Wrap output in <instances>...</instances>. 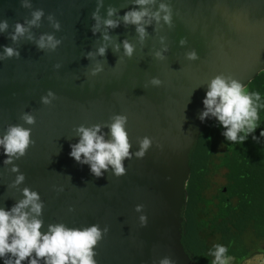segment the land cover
<instances>
[{
  "label": "water",
  "instance_id": "95a60500",
  "mask_svg": "<svg viewBox=\"0 0 264 264\" xmlns=\"http://www.w3.org/2000/svg\"><path fill=\"white\" fill-rule=\"evenodd\" d=\"M162 3L170 23L151 20L141 39L123 22L140 10L136 0H0V22H7L0 32V138L13 126L30 129L28 147L11 163L0 147V208L10 210L27 189L42 204V234L50 225L97 226L95 264H195L181 242L182 224L189 155L212 118L200 119L208 85L222 76L246 88L264 71V0H155L146 7L154 13ZM38 10L43 15L30 24ZM107 19L117 26L105 27ZM17 24L26 31L13 40ZM47 36L59 41L55 49L38 47ZM5 48L18 56H5ZM116 116L126 118L129 156L123 174L109 165L97 177L70 156L77 129L99 126L98 135L111 141ZM145 138L149 147L137 157ZM8 259L15 257L6 254L0 264Z\"/></svg>",
  "mask_w": 264,
  "mask_h": 264
},
{
  "label": "clouds",
  "instance_id": "9594fccd",
  "mask_svg": "<svg viewBox=\"0 0 264 264\" xmlns=\"http://www.w3.org/2000/svg\"><path fill=\"white\" fill-rule=\"evenodd\" d=\"M155 3V0H136V4L140 6V10H133L126 13L123 17L125 24L136 26V31L140 38L145 36L144 24L150 23L151 20L163 19L165 23H170V9L166 4H160L157 12L151 13L146 7ZM25 7L29 5L25 4ZM114 9L109 8L108 16L114 14ZM160 13H164L161 17ZM43 15V12L38 10L33 13V19L30 24L35 25ZM146 17L150 19H145ZM93 18L99 22V17L93 13ZM107 28H114L117 22L111 19L104 21ZM59 28V24L53 25ZM7 28V22H0V32ZM26 29L17 24L15 35L12 36L16 40L18 36L24 34ZM95 31V30H94ZM107 35L104 40H108ZM59 41L53 39L52 36L41 37L38 42V47L41 49L47 47L55 49ZM184 41H181L183 44ZM125 55L131 56L133 47L125 41L123 43ZM5 56L12 57L17 55L11 48L4 49ZM105 47L98 49V55H104ZM91 56V53H89ZM159 57L160 54L157 53ZM189 59H196V54L189 53ZM2 59V57H0ZM99 71V68H97ZM153 84H159L158 80H153ZM52 93H48L51 97ZM260 100L259 92L249 94L239 82L229 80L222 76L214 78L208 85L205 99L203 100L204 111L200 115L201 121L211 116L214 117L219 124L225 129L223 135L232 142L242 143L258 126V121L261 119L258 115V105L255 101ZM42 103L48 104L50 100L42 98ZM25 123L31 125L34 123V118L31 115L25 114L22 117ZM126 118L116 116L113 118V123L110 125L111 141H105L102 135H98L99 126L86 129L80 127L77 129L80 135V140L72 146L70 156L82 163H87L90 166L91 172L99 177L102 169H107L110 165L114 169L116 175H121L124 172L122 161L129 156V143L127 134L124 130ZM264 136V131L261 132ZM30 129H25L20 126L10 127L3 138H0V147H3L5 155L9 159L5 160L6 164L11 163L12 156H22L30 143ZM150 141L145 138L141 142V149L136 153L137 157H142L144 151L149 147ZM83 156V161H81ZM17 171L16 168L12 169ZM23 175L17 177L16 183L22 182ZM24 199L19 201L10 210L0 208V259L6 254H11L15 257L14 260L8 259L4 264H22L26 258L29 264H39V258H44V264H95L93 260L94 245L101 238V231L97 226H92L84 230L67 229L64 225L49 226L46 233L40 232L42 221L37 219L41 213L42 204L39 203L38 194L25 189L23 192ZM30 211H25L29 209ZM139 207L137 211H139ZM145 217H141L143 222ZM227 247L216 245L213 253L215 260L213 264H228V259L225 253ZM35 253V257L32 254ZM161 264H171L167 258L161 261Z\"/></svg>",
  "mask_w": 264,
  "mask_h": 264
},
{
  "label": "trees",
  "instance_id": "16d2710c",
  "mask_svg": "<svg viewBox=\"0 0 264 264\" xmlns=\"http://www.w3.org/2000/svg\"><path fill=\"white\" fill-rule=\"evenodd\" d=\"M245 89L260 93L259 126L237 143L212 117L189 155L181 242L195 264H213L218 244L228 264L264 255V71Z\"/></svg>",
  "mask_w": 264,
  "mask_h": 264
},
{
  "label": "rangeland",
  "instance_id": "374dc122",
  "mask_svg": "<svg viewBox=\"0 0 264 264\" xmlns=\"http://www.w3.org/2000/svg\"><path fill=\"white\" fill-rule=\"evenodd\" d=\"M219 180L221 181V179ZM243 264H264V257L262 255H255L246 260Z\"/></svg>",
  "mask_w": 264,
  "mask_h": 264
},
{
  "label": "flooded vegetation",
  "instance_id": "af4514ba",
  "mask_svg": "<svg viewBox=\"0 0 264 264\" xmlns=\"http://www.w3.org/2000/svg\"><path fill=\"white\" fill-rule=\"evenodd\" d=\"M260 255H262V256L264 257V255H263V254H260Z\"/></svg>",
  "mask_w": 264,
  "mask_h": 264
}]
</instances>
